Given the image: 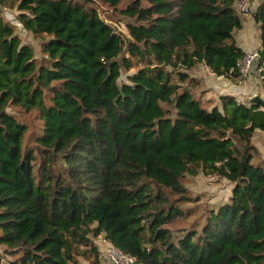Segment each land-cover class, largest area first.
Here are the masks:
<instances>
[{
    "label": "trees",
    "instance_id": "trees-1",
    "mask_svg": "<svg viewBox=\"0 0 264 264\" xmlns=\"http://www.w3.org/2000/svg\"><path fill=\"white\" fill-rule=\"evenodd\" d=\"M12 1L0 0V246L11 264H102L100 237L141 264H264L253 142L264 109L228 95L204 105L192 76L203 64L244 79L238 0H17L41 58L5 18ZM252 16L264 64V0ZM123 69H135L126 82ZM199 170L227 178L231 196L174 230L194 215L179 203Z\"/></svg>",
    "mask_w": 264,
    "mask_h": 264
},
{
    "label": "rangeland",
    "instance_id": "rangeland-1",
    "mask_svg": "<svg viewBox=\"0 0 264 264\" xmlns=\"http://www.w3.org/2000/svg\"><path fill=\"white\" fill-rule=\"evenodd\" d=\"M128 1L129 0H125L121 4L120 8L125 7ZM240 1L242 0H238V2ZM11 5L14 7L11 8ZM106 9L100 6V12L102 13L103 16L105 15V17H106V13H110ZM4 12L7 13V16L10 18V21L16 22V18L14 17L18 15L17 0H13L5 8ZM240 15L242 14L240 13ZM116 18H117V24L113 23L112 25L117 28L118 32L122 34V36L126 39V41H129L130 40L129 34L123 23V19L121 15L118 14ZM109 23H112V22H109ZM16 24H17V33L21 36V39L23 40V42L33 45L36 51V55L39 58H41L42 57V54H41L42 40L28 33L19 22H17ZM196 68H197V72L200 75V77L204 78V80H201V85L198 88L194 89V93L197 96L201 95L200 99H202V97L205 96V94L207 93V92H202V91L208 87L213 88L215 91H217V89L219 88L225 89V88L231 87L229 80L225 78H219L213 73L209 74L207 68L204 65L200 64ZM134 72H135V69H131L130 71L123 69L122 70L123 76L121 78V82H126L127 76L130 74H133ZM203 82H204V85H203ZM201 101L203 102L204 105L208 104V103H205L203 100ZM253 142L256 145V147L257 145L260 146L261 148L260 158L261 159L264 158V131L257 132L255 134V137L253 138ZM262 153H263V156H262ZM198 173L199 174L196 176L187 174L184 177L183 184H184V187L187 189V193L182 196V198L180 199L181 203H179V206L182 207L183 209H191V208L194 209V215L188 218L187 220L186 219L177 220L173 224L169 225V227L174 230L187 228L190 226L191 223L193 224L197 219H201V223H203L205 216L210 210L212 209L217 210L222 204L226 203L231 196L233 185L230 183V181L227 178L218 174L217 179L215 181H211L210 177L213 174L203 173L201 170H199ZM173 198L177 199L179 198V196L175 195L173 196ZM101 239L103 238L100 237V239L98 240L99 244L101 243ZM104 255L105 254L103 251L101 253L102 264H108L107 258L103 259L105 257ZM81 261L83 263H86L83 259H81ZM0 264H11V258L5 254L4 247L2 246H0Z\"/></svg>",
    "mask_w": 264,
    "mask_h": 264
},
{
    "label": "crops",
    "instance_id": "crops-1",
    "mask_svg": "<svg viewBox=\"0 0 264 264\" xmlns=\"http://www.w3.org/2000/svg\"><path fill=\"white\" fill-rule=\"evenodd\" d=\"M263 0H249L251 11L254 12L257 8V6L262 2ZM252 12L250 14H242L241 18L243 20V28L239 31H236L235 33V39L240 48H242L247 54L258 52L261 48V41H260V31L258 24L254 21ZM4 15L7 16V13L4 12ZM5 18L11 22L12 24L17 26V19L16 22L10 21V18L7 16ZM15 16L14 18H16ZM203 65V64H201ZM197 67V66H196ZM194 68L192 70V76L194 78L204 80V78L200 77V75L197 72V68ZM207 68V67H206ZM209 74L212 72L210 69H208ZM219 78H225V77H219ZM227 79V78H225ZM229 80V79H227ZM231 87L228 88H219L217 91H215L213 88L208 87L204 89L202 92H207L205 96L202 97L201 100H203L205 103H208L211 101V105H220L219 98L224 95L233 96L238 99L239 102L250 104L249 99L254 96H260L261 99L264 101V81L263 79L258 76L255 72H252L247 77H244L240 82L234 83L231 80H229ZM204 85V82H203ZM229 86V85H228ZM203 87V86H202ZM198 88V87H197ZM199 98L201 95L198 96ZM259 132V131H258ZM257 147L260 149V146L257 145ZM263 156V153H262ZM264 159V158H263ZM101 253L105 249L103 245L99 246ZM105 258L106 254L104 255ZM108 261V259H107ZM109 264V262H108Z\"/></svg>",
    "mask_w": 264,
    "mask_h": 264
},
{
    "label": "built area",
    "instance_id": "built-area-1",
    "mask_svg": "<svg viewBox=\"0 0 264 264\" xmlns=\"http://www.w3.org/2000/svg\"><path fill=\"white\" fill-rule=\"evenodd\" d=\"M236 8L241 14H250L251 8L249 0H242L236 4ZM259 52L249 53L246 57L238 63L237 69L241 76L247 77L252 72H255L264 81V64H260ZM233 70H231L232 72ZM218 174L211 175L210 180L215 181ZM100 245L104 246L105 254L109 264H141L138 259L134 256L124 253L105 239H101ZM99 245V246H100Z\"/></svg>",
    "mask_w": 264,
    "mask_h": 264
},
{
    "label": "water",
    "instance_id": "water-1",
    "mask_svg": "<svg viewBox=\"0 0 264 264\" xmlns=\"http://www.w3.org/2000/svg\"><path fill=\"white\" fill-rule=\"evenodd\" d=\"M249 103L255 106H262V108L264 109V101L261 99L260 96H254L250 98Z\"/></svg>",
    "mask_w": 264,
    "mask_h": 264
}]
</instances>
